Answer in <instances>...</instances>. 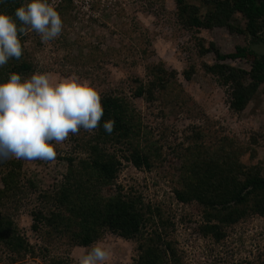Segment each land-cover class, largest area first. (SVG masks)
Here are the masks:
<instances>
[{
	"label": "trees",
	"instance_id": "16d2710c",
	"mask_svg": "<svg viewBox=\"0 0 264 264\" xmlns=\"http://www.w3.org/2000/svg\"><path fill=\"white\" fill-rule=\"evenodd\" d=\"M23 1L0 0V13L15 20V10ZM173 1V15L189 32L225 27L248 38V47H236L227 56L221 55L212 42L207 47L201 40L196 43L199 57L213 53L219 61L213 65L201 63L202 69L227 88L229 110L241 113L264 85V56L251 49L254 44L264 43V0H197L198 5L188 0ZM70 9L68 2L56 9L62 21L68 18ZM236 15L244 21L242 29L233 25ZM16 23L19 28L20 22L16 20ZM27 37V31L18 33L22 57L12 58L0 67V83L7 82L10 73H19L24 78L35 73L30 59L32 51L26 47ZM141 55L144 76L130 79L127 95L111 91L100 96L104 109L100 128L93 133L81 129L70 136L73 148L60 159L67 164L63 179L52 191L37 195L39 205L30 211V217L31 230L42 241L38 248L21 233L12 214L37 187L30 179H24L20 160H0V249L10 264L33 257L37 249L44 264H69L49 256L46 247L49 241L62 239L72 247L88 248L105 234L136 242L134 264H184L183 252L173 236L174 223L160 206L146 203L138 192L123 191L120 186L113 195L102 193L104 187L115 185L123 161L138 170L161 167L165 162L164 143H161L164 132L152 140L132 102L141 99L159 111L169 105L184 110L190 102L176 80L175 71H167L162 63H149V54L144 49ZM110 57L96 46H89L87 57L80 55L77 65L101 66V61ZM226 58L245 59L250 68L246 71L226 65L222 63ZM195 72L191 65L183 71V78L190 81ZM109 119L115 121L111 134L103 129V123ZM187 131L183 142L169 146L180 162L173 194L180 203L196 204L200 213L198 233L220 244L228 228L252 216L264 217V161L248 166L241 163L243 154L250 151L249 157L254 159L256 150L243 147L225 135L213 121L205 120L203 125H192ZM251 141L257 143L253 137ZM246 264H264V249Z\"/></svg>",
	"mask_w": 264,
	"mask_h": 264
},
{
	"label": "rangeland",
	"instance_id": "374dc122",
	"mask_svg": "<svg viewBox=\"0 0 264 264\" xmlns=\"http://www.w3.org/2000/svg\"><path fill=\"white\" fill-rule=\"evenodd\" d=\"M158 1L92 0L89 12L68 2L71 9L68 18L63 21V30L58 38L44 43L37 33L27 31L26 47L32 51L30 59L35 73L50 74L53 84L75 77L80 83L87 82L101 96L111 91L127 95L130 79L144 76L142 49L149 54V63H162L167 71H175L176 80L190 101L186 109L169 105L159 111L155 105L147 106L141 99L132 102L140 113L143 125L150 131L152 140L158 139L160 133L164 132L161 141L164 143V165L138 170L123 161L115 185L104 187L102 193L105 196L113 195L116 187L120 186L123 191L132 189L138 192L146 203L160 206L165 216L174 223L173 236L183 252L184 264L252 262L264 249V217L252 216L228 228L227 236L220 244L202 238L197 231L200 213L196 204L185 205L174 197L173 188L177 187L180 162L169 149V146L183 142L188 127L201 126L205 120H210L243 147L256 150L254 159L249 157L250 151H247L241 156V163L248 166L264 161V85L259 87L244 111L239 114L231 112L227 88L215 77L206 74L201 66V63L213 65L219 61L213 53L199 57L196 46L198 40L203 41L205 47L212 42L221 55L227 56L233 54L236 47H248L250 42L243 34L231 32L225 27L189 32L173 15L174 1ZM188 1L199 4L197 0ZM26 4L25 0L22 6ZM233 23L240 29L244 26L239 15L234 16ZM89 46H96L101 53L110 54L111 57L101 61V66L77 65L80 55L87 57ZM222 63L246 71L250 68L245 59L226 58ZM191 65L196 72L190 81H186L182 73ZM70 136L63 143L55 145L57 156L54 162L19 159L24 179L33 181L37 190L12 214L21 233L36 248L42 245V241L31 230L30 211L38 207L39 193L52 191L63 179L67 164L60 159L70 154L73 148ZM251 137L255 138L256 144H253ZM93 245H101L110 251L106 264H134L137 258L135 241L105 234ZM93 245L88 248L72 247L65 240L54 238L46 247L50 257L78 264V257ZM37 251L34 258L28 257L16 264H44ZM0 264H10L2 249Z\"/></svg>",
	"mask_w": 264,
	"mask_h": 264
},
{
	"label": "clouds",
	"instance_id": "9594fccd",
	"mask_svg": "<svg viewBox=\"0 0 264 264\" xmlns=\"http://www.w3.org/2000/svg\"><path fill=\"white\" fill-rule=\"evenodd\" d=\"M15 18L0 13V67L22 57L18 33L34 31L47 43L63 30L61 16L48 0H31L15 10ZM103 115L101 97L87 82L69 77L53 84L48 73L36 72L29 78L10 73L7 82L0 83V160L54 162L56 144L81 129L95 132ZM114 125L109 119L103 129L111 134ZM109 259L108 249L93 245L78 257V264H106Z\"/></svg>",
	"mask_w": 264,
	"mask_h": 264
},
{
	"label": "built area",
	"instance_id": "2783aa9c",
	"mask_svg": "<svg viewBox=\"0 0 264 264\" xmlns=\"http://www.w3.org/2000/svg\"><path fill=\"white\" fill-rule=\"evenodd\" d=\"M65 2H69L76 8H81L84 12H89V9L92 6V0H48V3L55 9L63 5Z\"/></svg>",
	"mask_w": 264,
	"mask_h": 264
},
{
	"label": "water",
	"instance_id": "95a60500",
	"mask_svg": "<svg viewBox=\"0 0 264 264\" xmlns=\"http://www.w3.org/2000/svg\"><path fill=\"white\" fill-rule=\"evenodd\" d=\"M251 49L258 55L264 56V43L260 42L252 45Z\"/></svg>",
	"mask_w": 264,
	"mask_h": 264
}]
</instances>
